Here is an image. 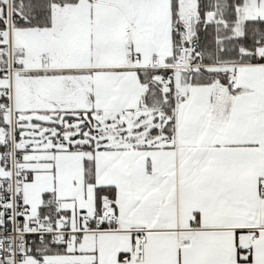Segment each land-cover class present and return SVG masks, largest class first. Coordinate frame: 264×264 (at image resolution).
<instances>
[{
	"label": "snow or ice",
	"instance_id": "snow-or-ice-1",
	"mask_svg": "<svg viewBox=\"0 0 264 264\" xmlns=\"http://www.w3.org/2000/svg\"><path fill=\"white\" fill-rule=\"evenodd\" d=\"M0 264H264V0H0Z\"/></svg>",
	"mask_w": 264,
	"mask_h": 264
}]
</instances>
